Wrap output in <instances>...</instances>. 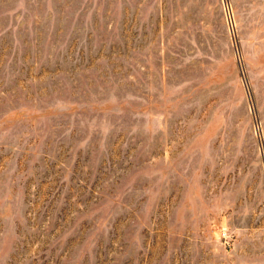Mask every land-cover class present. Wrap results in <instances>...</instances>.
<instances>
[{
  "label": "rangeland",
  "instance_id": "1",
  "mask_svg": "<svg viewBox=\"0 0 264 264\" xmlns=\"http://www.w3.org/2000/svg\"><path fill=\"white\" fill-rule=\"evenodd\" d=\"M0 264H264V0H0Z\"/></svg>",
  "mask_w": 264,
  "mask_h": 264
}]
</instances>
